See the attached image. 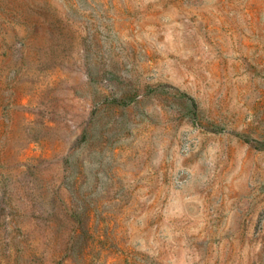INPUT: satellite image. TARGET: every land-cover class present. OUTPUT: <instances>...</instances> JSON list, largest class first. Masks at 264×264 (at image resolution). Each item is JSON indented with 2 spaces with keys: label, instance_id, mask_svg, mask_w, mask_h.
I'll use <instances>...</instances> for the list:
<instances>
[{
  "label": "rangeland",
  "instance_id": "1",
  "mask_svg": "<svg viewBox=\"0 0 264 264\" xmlns=\"http://www.w3.org/2000/svg\"><path fill=\"white\" fill-rule=\"evenodd\" d=\"M0 264H264V0H0Z\"/></svg>",
  "mask_w": 264,
  "mask_h": 264
}]
</instances>
